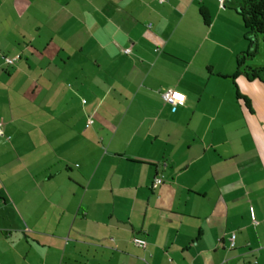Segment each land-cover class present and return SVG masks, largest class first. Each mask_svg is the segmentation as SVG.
Here are the masks:
<instances>
[{"label": "crops", "instance_id": "crops-1", "mask_svg": "<svg viewBox=\"0 0 264 264\" xmlns=\"http://www.w3.org/2000/svg\"><path fill=\"white\" fill-rule=\"evenodd\" d=\"M243 35L232 0H0V264H264Z\"/></svg>", "mask_w": 264, "mask_h": 264}, {"label": "trees", "instance_id": "trees-1", "mask_svg": "<svg viewBox=\"0 0 264 264\" xmlns=\"http://www.w3.org/2000/svg\"><path fill=\"white\" fill-rule=\"evenodd\" d=\"M234 2V3H233ZM233 10L241 18L244 28V40L249 50L242 53L236 60V72L231 77L236 79L243 75L248 81H259L264 84V67L251 68L245 63L258 54V39L264 42V0H232ZM201 17L208 24L207 13L201 10ZM236 100L243 101L249 107L248 100L235 87Z\"/></svg>", "mask_w": 264, "mask_h": 264}, {"label": "built area", "instance_id": "built-area-1", "mask_svg": "<svg viewBox=\"0 0 264 264\" xmlns=\"http://www.w3.org/2000/svg\"><path fill=\"white\" fill-rule=\"evenodd\" d=\"M161 2H163V0H159ZM226 0H217V3L219 5L220 8H224V4H225ZM124 54H129L130 53V49H124L122 51ZM4 62L8 65H12L15 61V58H9V57H5ZM177 96L183 97V99H178ZM161 99L164 103H168L172 106V108L174 109L176 105H182L185 101V95L180 93L179 91L176 90H172V89H168V90H164L161 93ZM90 123H92V121H89ZM1 122H0V129H1ZM163 180L162 178H157L154 181V187L159 186L160 184H162ZM133 242L136 246L138 247H144L145 246V242L141 239H133Z\"/></svg>", "mask_w": 264, "mask_h": 264}, {"label": "rangeland", "instance_id": "rangeland-1", "mask_svg": "<svg viewBox=\"0 0 264 264\" xmlns=\"http://www.w3.org/2000/svg\"><path fill=\"white\" fill-rule=\"evenodd\" d=\"M260 45V59H258V60H261L262 58H263V56H264V42H262V41H260V43H259Z\"/></svg>", "mask_w": 264, "mask_h": 264}, {"label": "snow or ice", "instance_id": "snow-or-ice-1", "mask_svg": "<svg viewBox=\"0 0 264 264\" xmlns=\"http://www.w3.org/2000/svg\"><path fill=\"white\" fill-rule=\"evenodd\" d=\"M178 99H183V97L177 96Z\"/></svg>", "mask_w": 264, "mask_h": 264}]
</instances>
